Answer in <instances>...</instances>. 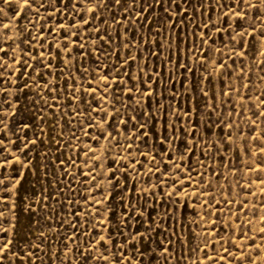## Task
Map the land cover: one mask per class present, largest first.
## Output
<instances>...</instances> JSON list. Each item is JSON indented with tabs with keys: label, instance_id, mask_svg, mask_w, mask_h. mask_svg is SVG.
Masks as SVG:
<instances>
[{
	"label": "rangeland",
	"instance_id": "374dc122",
	"mask_svg": "<svg viewBox=\"0 0 264 264\" xmlns=\"http://www.w3.org/2000/svg\"><path fill=\"white\" fill-rule=\"evenodd\" d=\"M74 4L55 12L61 5L51 0L37 15L35 4L29 9L24 0H0L3 264H264V183L258 178L264 171L255 170L264 168L258 155L264 146V15L250 7L264 13V4ZM64 29L77 33L84 47L69 52ZM94 108L119 113L110 127ZM153 108L159 120L146 125L148 138L136 139L142 112ZM165 109L180 129L175 143L161 144L153 135ZM97 122L103 129L89 127ZM102 131L124 147L104 140ZM132 158L144 166L132 169ZM113 169H119L118 184L109 183ZM180 169L192 171L185 176ZM177 179L191 185L181 190ZM109 193L112 199H105Z\"/></svg>",
	"mask_w": 264,
	"mask_h": 264
},
{
	"label": "snow or ice",
	"instance_id": "6c2138e0",
	"mask_svg": "<svg viewBox=\"0 0 264 264\" xmlns=\"http://www.w3.org/2000/svg\"><path fill=\"white\" fill-rule=\"evenodd\" d=\"M3 2L5 4L8 3V0H3ZM105 3H108L109 0H104ZM112 3L116 4V5H125L127 4L128 7H134L133 4H128V0H111ZM149 3H151V0H148ZM159 2L161 4H163V0H159ZM170 2H174V0H170ZM182 2L184 3H190V2H195V0H182ZM201 2H203V0H201ZM226 2V0H225ZM236 2H239L241 5L244 4V3H249V0H234V3ZM24 3H25V6L29 9H31V6L32 4H35L37 5V7L35 8V12L37 13V15H39V12H40V9L41 8H44L45 10L47 9V7L49 6V4L51 3V0H24ZM59 3L61 5V8H56L55 9V12H61L62 9L64 8H68L70 5L74 8L75 7V4H74V0H59ZM75 3H81V0H75ZM261 3L264 4V0H261ZM177 7H180L179 4L176 5ZM250 7H255L256 8V12H257V15H264V13L261 12L259 6H256V5H250ZM183 11V9L181 10ZM55 12L51 13V15H55ZM79 14V13H77ZM125 19H127V17H125ZM238 19L240 20H243L244 17H240L238 16ZM90 22L85 19L84 20V25H88ZM176 23V22H174ZM215 26V25H213ZM61 27L63 28V25H61ZM72 27H77L75 25V21H73L72 23ZM207 27V25H206ZM241 27H243V25H241ZM96 32L99 33L100 32V29L97 27L96 28ZM64 42H65V47L69 49V52H71V48L72 47H77V48H83L84 47V44H83V41L81 39L80 36L77 35V33H74V32H69L67 29H64ZM261 36H264V30L261 31ZM229 35H231V31L229 30ZM239 35H241L242 39L240 41V47L243 48V45L244 43L246 42L243 37H244V33L241 32L239 33ZM253 38H254V34H253ZM100 39H105L103 36L100 37ZM107 42V41H105ZM233 42H235V38H233ZM92 44H96L97 41L95 40H92L91 41ZM141 43H144L143 39L141 40ZM53 47L55 48H59V44H53ZM0 51H5L2 47H0ZM153 55H157V53L153 50ZM241 55H243V53H241ZM129 63L128 60H125L124 61V65L127 66ZM132 64H135V58L132 59L131 61ZM24 69L27 70L28 68V65L24 64ZM45 69L48 70L51 68V65L49 64H45L44 65ZM103 67V66H102ZM221 67H223V62H221ZM33 70H35L33 68ZM86 71V70H85ZM140 73H141V76H140V79L142 80L143 79V69L141 68L140 69ZM104 81H106L108 83L109 86L112 85V81H109L108 80V76L105 75L103 78H102ZM128 79L129 80H133V77L131 75L128 76ZM115 83L117 85H119L120 83H122V81L120 80H115ZM136 87V83L133 82L132 84V88H135ZM49 91H51V89H49ZM77 91H79L77 89ZM101 91H103L105 93V95H107V88H101ZM95 89H93V99H95ZM205 95H207V93H204ZM127 95L132 98L133 100H135V97L132 95V90L131 88H129L128 92H127ZM149 98L151 97V92H149ZM225 95H229V93H225ZM173 96H175V93H173ZM119 102V101H117ZM149 107H152L151 104L148 105ZM114 107V105H113ZM125 107H130L129 105H125ZM92 111H96L97 112V115H100L101 112H103V116H104V120L106 123L109 124V126L111 127L112 126V122L115 121V118H116V115L119 113V110L117 109L116 112H114L111 116L108 115V112H107V109H102V108H94L92 109ZM157 109L153 108V110L151 112L149 111H143L142 112V115L144 117V122L143 123H137L136 124V129H137V132L139 133V135L136 137V139H140V137H145V138H148V128L146 127V125H148L149 123H151L154 127L155 125V122L159 120V117H157ZM76 113L74 112V115ZM177 118L179 120H183L184 117L180 116L179 113H177ZM187 119L189 121H191V116H188ZM128 120H135V117L133 116H129L128 117ZM120 124H123L125 128H127V123L124 121V120H120L119 121ZM89 127L90 128H96V127H99L101 129H103V125L102 124H99L98 122L97 123H90L89 124ZM114 131H119V129H114ZM180 129H177L176 125L175 124H171L169 122V118H168V111L167 109H165V113H164V118H163V123H162V127L159 131H156L153 133V135L155 136V139L156 141H158L159 143L163 144L165 141L169 142V143H175L177 140H178V133H179ZM195 132V130H194ZM87 135V132L85 133ZM132 135H134L133 133H129V139H131ZM101 136L103 137L104 140H113L115 141V146L116 147H124L122 141L118 138V136L116 135H113L112 132H101ZM91 138V137H90ZM195 138V136H194ZM200 139H203V137L201 136ZM253 139L255 140L256 137L253 136ZM96 142L97 144H99L100 142V137H97L96 138ZM227 142V141H226ZM34 143V142H33ZM230 146V144H229ZM127 149H131L132 148V143H128L126 145ZM189 147H191V145H189ZM89 151H92L93 155H95V150L94 149H89ZM111 149H109V153H110ZM195 153V149H193L192 151V154L194 155ZM187 154V153H186ZM129 155H131V153L129 152ZM140 155L145 159L147 160L148 159V156L143 152L141 151L140 152ZM156 155H159V153L157 152ZM258 155H261V156H264V146H261L260 147V152ZM123 158V157H121ZM153 161L155 160V155H153L152 157ZM96 160L97 162L100 160V157H96ZM261 164H264V160H261L260 161ZM137 164H140V167L142 168L144 165L142 163H140V161L138 160H135V158H132V161L130 162L129 164V167H131L132 169H135L136 168V165ZM0 167H2V165H0ZM97 167H100L99 163H97ZM177 168L179 169L180 168V165L177 164ZM156 172H159L160 169H159V165H156V168H155ZM181 171L184 172V175L187 176L189 175V173L192 171L191 169H188V170H183V169H180ZM256 171L260 172V171H264V168H257L255 169ZM116 171H119V169H113L111 172H110V180H109V183H112L113 181H116V183L118 184L119 181L116 177ZM124 175L127 176V169H125L124 171ZM197 175H203L201 173H197ZM222 175V174H221ZM261 179V182L264 183V177H258ZM91 179H94V177H91ZM169 179H172V177H169ZM187 182L189 185H191V180H187V181H183V180H174V183H178L180 186H181V190H182V187H183V184ZM2 183V182H0ZM163 183V181H161V184ZM161 190H163L161 188ZM101 193L104 192V189L101 188L99 190ZM105 199H112V196L111 194L109 193L108 195H106ZM214 199V197H213ZM94 203L96 205H101L102 204V201H94ZM241 207H243V205H241ZM107 211V209H106ZM125 212H128V208L127 206H125V209H124ZM130 216H135L136 215V211H135V206L133 205V211L131 213H129ZM105 226H107L106 222H105ZM99 231V230H98ZM262 233H264V230H262ZM137 235H139V233H137ZM101 242H104V238L101 236L100 239L97 241V243H101ZM206 251V249H205ZM225 251H227V249H225ZM122 259V257H120ZM221 259H223L221 257ZM0 264H3V260L0 259ZM129 264H131V262L129 261Z\"/></svg>",
	"mask_w": 264,
	"mask_h": 264
}]
</instances>
